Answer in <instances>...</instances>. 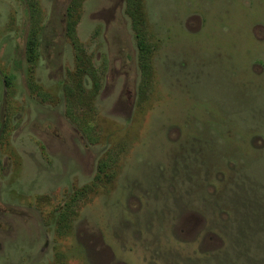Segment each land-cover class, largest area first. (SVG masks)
<instances>
[{
	"label": "rangeland",
	"instance_id": "rangeland-1",
	"mask_svg": "<svg viewBox=\"0 0 264 264\" xmlns=\"http://www.w3.org/2000/svg\"><path fill=\"white\" fill-rule=\"evenodd\" d=\"M0 264H264V0H0Z\"/></svg>",
	"mask_w": 264,
	"mask_h": 264
},
{
	"label": "trees",
	"instance_id": "trees-1",
	"mask_svg": "<svg viewBox=\"0 0 264 264\" xmlns=\"http://www.w3.org/2000/svg\"><path fill=\"white\" fill-rule=\"evenodd\" d=\"M133 17H134V21H135V27L134 28L136 30L135 38H136V45H137V49H138V56H139V59L141 60L140 63L142 65V71L144 72V74H146L145 71H146V69H148L147 59L151 53L152 47H151L150 43H148L145 40L143 33H141L137 27L138 25L141 24L139 19H138L139 15L136 14V15H133ZM67 30H68L70 37L74 38L73 29L70 25L67 26ZM34 50H35L34 43H30V46L28 47V51H29L30 56L34 55ZM104 168L105 167H102V170Z\"/></svg>",
	"mask_w": 264,
	"mask_h": 264
}]
</instances>
